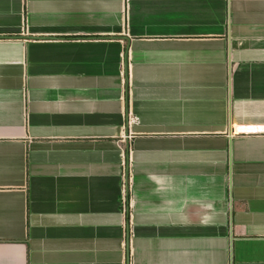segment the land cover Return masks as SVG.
<instances>
[{"label":"crops","instance_id":"0c3cea01","mask_svg":"<svg viewBox=\"0 0 264 264\" xmlns=\"http://www.w3.org/2000/svg\"><path fill=\"white\" fill-rule=\"evenodd\" d=\"M0 264H264V0H0Z\"/></svg>","mask_w":264,"mask_h":264}]
</instances>
